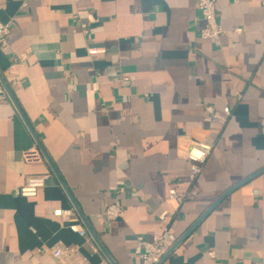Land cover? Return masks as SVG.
Wrapping results in <instances>:
<instances>
[{
  "label": "crops",
  "instance_id": "obj_1",
  "mask_svg": "<svg viewBox=\"0 0 264 264\" xmlns=\"http://www.w3.org/2000/svg\"><path fill=\"white\" fill-rule=\"evenodd\" d=\"M21 1L0 0V264H59L56 244L133 264L135 237L165 226L178 243L158 264H264L262 0L215 1L218 45L199 35L197 0ZM198 142L212 149L191 181ZM33 174L45 185L16 195ZM171 184L195 196L175 207ZM113 202L123 215L107 220Z\"/></svg>",
  "mask_w": 264,
  "mask_h": 264
},
{
  "label": "built area",
  "instance_id": "obj_2",
  "mask_svg": "<svg viewBox=\"0 0 264 264\" xmlns=\"http://www.w3.org/2000/svg\"><path fill=\"white\" fill-rule=\"evenodd\" d=\"M216 0H197V6L200 10L202 26L199 28V35L202 39L211 40L214 44H219L222 29L216 20L215 13ZM28 0L21 1V7H25ZM264 5V0H262ZM9 22L0 21V46L2 49L7 47V35L9 33ZM83 26V25H82ZM239 31V29H237ZM90 54L104 53L103 47H90ZM123 79H127L124 77ZM0 97L4 98L2 88L0 87ZM211 111L210 108H207ZM226 114L229 108L225 107ZM212 145L206 142L192 143L187 146L184 151V157L189 162V178L195 180L202 170L205 159L210 154ZM23 156L27 161L40 159L39 149L32 145L25 149ZM46 174L27 175L22 185L15 189V194L22 197H33L38 190L45 185ZM195 196V191L191 186L181 188L175 184H171L167 190V200L172 202L175 207L179 206L185 199ZM123 207L118 202L109 204L104 211L107 220H116L123 215ZM53 214L61 218L66 226L74 233L79 235L85 234V229L78 218L70 209L55 208ZM170 216L167 210H163L158 214L159 220L167 222ZM177 239L170 229L165 226L158 233L154 234L150 239L142 236L135 237L133 264H158L166 255L174 248ZM209 256L213 255L212 251L208 252ZM52 255L57 259L59 264H89L85 257H82L79 251L69 245L56 244L52 249ZM102 264H108L103 262Z\"/></svg>",
  "mask_w": 264,
  "mask_h": 264
},
{
  "label": "water",
  "instance_id": "obj_3",
  "mask_svg": "<svg viewBox=\"0 0 264 264\" xmlns=\"http://www.w3.org/2000/svg\"><path fill=\"white\" fill-rule=\"evenodd\" d=\"M177 243H178V241L176 242V244H177ZM176 244H175V245H176ZM175 245H174V247H175Z\"/></svg>",
  "mask_w": 264,
  "mask_h": 264
}]
</instances>
